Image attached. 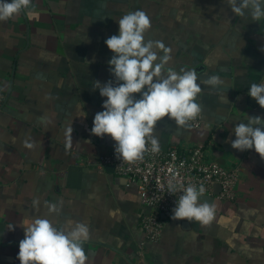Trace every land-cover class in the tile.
Returning a JSON list of instances; mask_svg holds the SVG:
<instances>
[{
  "label": "crops",
  "instance_id": "0c3cea01",
  "mask_svg": "<svg viewBox=\"0 0 264 264\" xmlns=\"http://www.w3.org/2000/svg\"><path fill=\"white\" fill-rule=\"evenodd\" d=\"M227 8L225 0H32L20 16L0 22V264H20V224L46 216L50 203L60 208L48 216L57 227L69 220L88 225L85 264H264V159L231 147L236 124L264 118V108L248 99L250 84L264 83V20ZM136 10L151 20L145 38L171 49L167 68L195 70L198 82L212 75L224 81L218 89L201 85V129L168 117L157 122L159 148L204 146L208 160L242 176L237 201L215 194L208 225L167 219L145 258L140 221L147 209L138 185L96 167L115 141L91 134L106 99L92 90L94 80L114 79L105 40ZM77 158L92 164L80 166Z\"/></svg>",
  "mask_w": 264,
  "mask_h": 264
},
{
  "label": "clouds",
  "instance_id": "9594fccd",
  "mask_svg": "<svg viewBox=\"0 0 264 264\" xmlns=\"http://www.w3.org/2000/svg\"><path fill=\"white\" fill-rule=\"evenodd\" d=\"M225 2L236 17L247 16L253 22L264 20V0ZM31 4L32 0H0V22L20 16ZM117 23L119 35L105 40L113 53L108 65L114 79L104 84L94 80L92 90H99L100 96L106 99L102 104L104 110L94 116L91 134L100 138L111 137L115 141L116 158L132 163L143 158L149 143L153 153L159 151L154 135L158 121L168 117L177 126L188 125L202 111V106L197 103L201 85L218 89L224 81L218 75H212L198 82L195 70L177 72L167 68L172 60L171 49L162 41L145 38L151 20L144 11L129 12ZM248 95L264 108V83L252 82ZM246 119V123L239 122L233 128L236 138L231 141V147L241 152L254 149L264 159V118L247 116ZM72 132L71 123L65 129L69 148ZM27 146L32 147L31 144ZM176 190L170 182L169 194ZM179 190L182 194L176 199L171 219L208 225L214 219L216 205L201 200L205 188L202 185H181ZM33 204L38 206L39 201L34 200ZM46 206V216L25 218L20 224L24 230L17 255L20 264H85L84 244L90 238L88 225L69 220L57 227L48 216L58 215L60 208L56 203Z\"/></svg>",
  "mask_w": 264,
  "mask_h": 264
},
{
  "label": "built area",
  "instance_id": "2783aa9c",
  "mask_svg": "<svg viewBox=\"0 0 264 264\" xmlns=\"http://www.w3.org/2000/svg\"><path fill=\"white\" fill-rule=\"evenodd\" d=\"M6 100L4 94H0V109ZM203 125V117L200 116L188 123V126L199 130ZM80 166H90L92 161L77 158ZM114 167L116 174L125 178L128 184H137L139 195L147 213L140 221L144 232V242L140 245L139 253L145 258L146 246L161 240L165 222L172 216L176 199L182 194L181 185L203 186L206 196L215 195V187L220 186L217 198L223 201H235L241 178V170L238 168L227 169L216 161L207 159L204 146H196L180 151L170 148L153 153L150 143L148 150L142 159L128 163L116 158L115 151L103 155L96 167L103 170ZM176 187L173 194H169V183Z\"/></svg>",
  "mask_w": 264,
  "mask_h": 264
},
{
  "label": "water",
  "instance_id": "95a60500",
  "mask_svg": "<svg viewBox=\"0 0 264 264\" xmlns=\"http://www.w3.org/2000/svg\"><path fill=\"white\" fill-rule=\"evenodd\" d=\"M249 105L251 106V107H256V105H257V102L252 98V97H250L249 96ZM144 156V155H143ZM106 170L108 171V172H110V173H113V172H115V169H114V167H107L106 168ZM220 190H221V188H220V186H216L215 187V194L216 195H218L219 193H220ZM201 200H207L208 202H213L214 201V198L212 197V196H206V195H204L202 198H201Z\"/></svg>",
  "mask_w": 264,
  "mask_h": 264
},
{
  "label": "rangeland",
  "instance_id": "374dc122",
  "mask_svg": "<svg viewBox=\"0 0 264 264\" xmlns=\"http://www.w3.org/2000/svg\"><path fill=\"white\" fill-rule=\"evenodd\" d=\"M227 10H230V9L227 8ZM227 16H229V14H227ZM228 21H229L228 23H232V22L234 21V18H231V17L229 18V17H228Z\"/></svg>",
  "mask_w": 264,
  "mask_h": 264
},
{
  "label": "trees",
  "instance_id": "16d2710c",
  "mask_svg": "<svg viewBox=\"0 0 264 264\" xmlns=\"http://www.w3.org/2000/svg\"><path fill=\"white\" fill-rule=\"evenodd\" d=\"M6 101V100H5ZM3 107V106H2ZM241 180H242V176H241V178H240V183H241ZM239 183V184H240ZM237 199H238V194H237V197H236V199H235V201H237ZM235 201H232V202H235Z\"/></svg>",
  "mask_w": 264,
  "mask_h": 264
}]
</instances>
